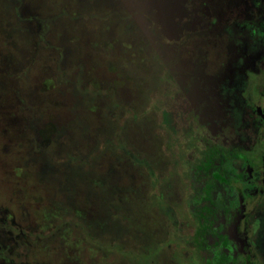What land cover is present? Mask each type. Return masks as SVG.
Instances as JSON below:
<instances>
[{"label":"rangeland","instance_id":"obj_1","mask_svg":"<svg viewBox=\"0 0 264 264\" xmlns=\"http://www.w3.org/2000/svg\"><path fill=\"white\" fill-rule=\"evenodd\" d=\"M178 1L0 0V264H203L158 116L200 41Z\"/></svg>","mask_w":264,"mask_h":264},{"label":"flooded vegetation","instance_id":"obj_2","mask_svg":"<svg viewBox=\"0 0 264 264\" xmlns=\"http://www.w3.org/2000/svg\"><path fill=\"white\" fill-rule=\"evenodd\" d=\"M187 2L174 9L197 16L201 42L164 55L185 74L164 87L158 116L192 144L191 243L203 264H264V0Z\"/></svg>","mask_w":264,"mask_h":264}]
</instances>
